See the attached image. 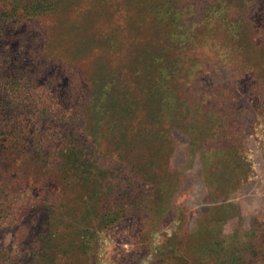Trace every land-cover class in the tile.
<instances>
[{
    "label": "rangeland",
    "instance_id": "rangeland-1",
    "mask_svg": "<svg viewBox=\"0 0 264 264\" xmlns=\"http://www.w3.org/2000/svg\"><path fill=\"white\" fill-rule=\"evenodd\" d=\"M0 264H264V0H0Z\"/></svg>",
    "mask_w": 264,
    "mask_h": 264
}]
</instances>
